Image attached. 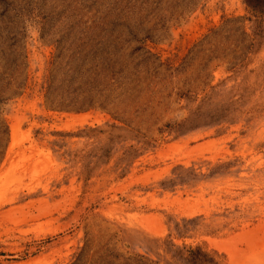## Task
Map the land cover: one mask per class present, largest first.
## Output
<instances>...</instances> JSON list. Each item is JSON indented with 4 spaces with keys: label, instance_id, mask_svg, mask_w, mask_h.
I'll list each match as a JSON object with an SVG mask.
<instances>
[{
    "label": "rangeland",
    "instance_id": "rangeland-1",
    "mask_svg": "<svg viewBox=\"0 0 264 264\" xmlns=\"http://www.w3.org/2000/svg\"><path fill=\"white\" fill-rule=\"evenodd\" d=\"M0 264H264V0H0Z\"/></svg>",
    "mask_w": 264,
    "mask_h": 264
},
{
    "label": "bare ground",
    "instance_id": "bare-ground-1",
    "mask_svg": "<svg viewBox=\"0 0 264 264\" xmlns=\"http://www.w3.org/2000/svg\"><path fill=\"white\" fill-rule=\"evenodd\" d=\"M15 132H16V128L13 127V129H12V138H11V142H10V144H9V151H8V153H7V156H9V154H10V152H11L13 146H14V136H15ZM5 162H6V161H4V163H5ZM4 163H3V164H4Z\"/></svg>",
    "mask_w": 264,
    "mask_h": 264
}]
</instances>
